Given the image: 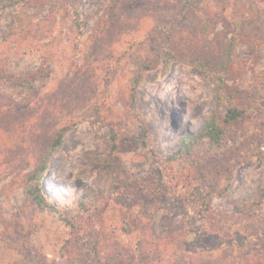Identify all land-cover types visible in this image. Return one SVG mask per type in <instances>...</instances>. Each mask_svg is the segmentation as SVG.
<instances>
[{"label":"rangeland","instance_id":"1","mask_svg":"<svg viewBox=\"0 0 264 264\" xmlns=\"http://www.w3.org/2000/svg\"><path fill=\"white\" fill-rule=\"evenodd\" d=\"M0 264H264V0H0Z\"/></svg>","mask_w":264,"mask_h":264},{"label":"trees","instance_id":"2","mask_svg":"<svg viewBox=\"0 0 264 264\" xmlns=\"http://www.w3.org/2000/svg\"><path fill=\"white\" fill-rule=\"evenodd\" d=\"M239 44L238 41H236V37H232L229 40L228 43V49L231 50V56L233 55L235 57V51L238 48ZM168 57V56H167ZM166 64H168V59H166ZM231 60V58H230ZM231 62V66H233L234 62ZM225 74V72L223 71L222 73H220V71H215V75L217 77L218 82L223 85V80L224 77L223 75ZM245 114V110L241 109L237 106H226L225 107V113H224V121L227 123L236 121L238 119H240L243 115ZM217 128V127H215ZM146 129L144 127L143 131ZM65 134V129H61L60 132L57 134V136L52 140L51 144H50V149H48V153L47 155H44L42 158L39 159V162L37 163V166L34 170V172H32L30 174V179H27L26 181V186L25 188V194L26 196H28L30 198V200L32 202H34L38 208H41L42 210H49L52 211L50 203L47 201L46 196L44 194V192L42 191L41 188V184L40 181L41 179L44 178V173L46 172L47 169V163H48V157L49 155L62 143L63 141V136ZM142 144L147 146L149 148V150L151 151L155 163H156V172L158 174V177L161 180V183L164 184V182H166L164 179L165 175L163 172V167H162V160L159 159L158 154L156 152V150L150 146L149 141L145 138L146 137V133H144V135H142ZM112 139V146L113 149L117 148V141H116V136L112 135L111 136ZM178 153L174 154L173 157H176ZM28 182V183H27ZM167 227V226H166ZM171 228V227H169Z\"/></svg>","mask_w":264,"mask_h":264}]
</instances>
